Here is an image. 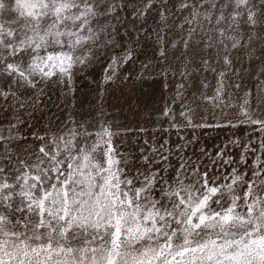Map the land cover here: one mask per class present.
I'll return each instance as SVG.
<instances>
[{"label":"snow or ice","instance_id":"snow-or-ice-1","mask_svg":"<svg viewBox=\"0 0 264 264\" xmlns=\"http://www.w3.org/2000/svg\"><path fill=\"white\" fill-rule=\"evenodd\" d=\"M0 264H264V0H0Z\"/></svg>","mask_w":264,"mask_h":264},{"label":"rangeland","instance_id":"rangeland-1","mask_svg":"<svg viewBox=\"0 0 264 264\" xmlns=\"http://www.w3.org/2000/svg\"><path fill=\"white\" fill-rule=\"evenodd\" d=\"M141 59L143 58L141 57ZM138 66L139 64L136 65V67ZM79 83L81 86H83L84 84L83 81H79ZM83 91H88V89L83 88ZM150 103H153V102H150ZM161 103H162L161 97L159 95H156L154 99V105L160 106ZM110 116L113 117L118 123H127L133 120V117L127 112V110H125L123 113H121L119 110H116L110 113ZM231 134H232V130H229V129L209 130L208 135L204 137V139L207 141L209 145H211L212 143L218 144L221 141L228 138L229 136H231Z\"/></svg>","mask_w":264,"mask_h":264}]
</instances>
